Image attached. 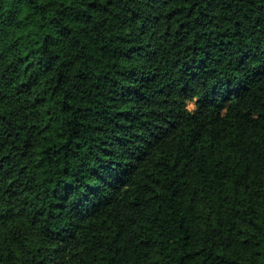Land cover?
Returning a JSON list of instances; mask_svg holds the SVG:
<instances>
[{"label": "trees", "instance_id": "trees-1", "mask_svg": "<svg viewBox=\"0 0 264 264\" xmlns=\"http://www.w3.org/2000/svg\"><path fill=\"white\" fill-rule=\"evenodd\" d=\"M0 264H264V0H0Z\"/></svg>", "mask_w": 264, "mask_h": 264}, {"label": "rangeland", "instance_id": "rangeland-1", "mask_svg": "<svg viewBox=\"0 0 264 264\" xmlns=\"http://www.w3.org/2000/svg\"><path fill=\"white\" fill-rule=\"evenodd\" d=\"M189 108L192 109V108H193V104H190V105H189Z\"/></svg>", "mask_w": 264, "mask_h": 264}]
</instances>
